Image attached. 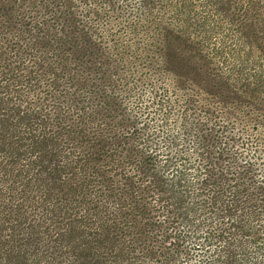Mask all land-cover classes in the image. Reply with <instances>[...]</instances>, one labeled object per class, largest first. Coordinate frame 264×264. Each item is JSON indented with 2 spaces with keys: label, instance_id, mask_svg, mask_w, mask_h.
<instances>
[{
  "label": "rangeland",
  "instance_id": "rangeland-1",
  "mask_svg": "<svg viewBox=\"0 0 264 264\" xmlns=\"http://www.w3.org/2000/svg\"><path fill=\"white\" fill-rule=\"evenodd\" d=\"M148 2L35 0L37 5L47 7H37L33 12L38 10V18L57 25L67 37L73 34L68 42L81 46L79 59L89 66V77L95 73L93 80L104 67L97 52L109 53L111 66L118 70L112 75L116 88L107 89L120 106L116 108L119 125L113 124L114 129L121 134L123 128L137 137L115 144L125 157L126 174L136 177L132 168L142 152L154 157L149 162L153 165L150 170L156 167L161 175L163 191H151L154 198L147 201L151 207L147 208L148 216L155 223L142 230L153 237L154 261L150 259L149 264H264V203L259 204L264 196V132L252 131L249 125L243 127V132L235 126L239 131L232 132L238 141L233 152L238 156L234 166H250L252 177L241 174L230 178L229 172L223 173L221 169L230 166L223 162L232 163L227 158L215 161L218 171L210 172L197 155L200 149L195 138L189 137L188 145L174 138V130L183 131V125L187 126L194 114L195 119L203 120L202 114L176 103V93L171 87L157 88L162 79L147 70L144 59L135 62L130 60L128 51L123 52L129 44L132 52L145 55L135 50H144L146 45L135 40L129 24L137 25L139 17L146 16L143 4L147 6ZM150 3L155 6L151 16L156 23L173 27L197 43L187 56L207 57L211 71L203 64L205 74L216 81L222 76L229 88L263 106L259 114L264 118V0H151ZM22 15L19 14L24 18ZM35 15L27 14L29 18ZM243 27L251 29L245 36L250 37V46L239 36L238 28ZM85 31L94 49H85ZM9 33L2 34L6 37ZM68 46L72 45L67 43L63 50ZM118 57L127 58L124 67L117 65ZM152 81L157 85L152 87ZM167 103H172V107ZM122 122L129 127H122ZM222 124L220 119L215 121L214 135L225 138ZM212 145L219 148V143ZM26 176L24 172L5 181L0 179V185L12 181L14 186L12 191L0 193V264H134L133 261L141 264L145 258L141 255L144 244L140 243L135 253H128L112 232L113 236H106L105 240L98 236L101 234L93 229L99 227L98 215L76 220L84 206L74 203L72 192L69 197L55 194L53 197L58 199L48 198L45 205L49 209L43 210L46 207L43 203H33L39 193L32 190ZM165 188V194L160 195L164 201L160 202L155 196ZM96 197L101 198L99 194ZM170 204L173 218L169 217ZM104 207L102 222L107 221L109 212H114V205ZM251 209L254 212L243 218V212Z\"/></svg>",
  "mask_w": 264,
  "mask_h": 264
},
{
  "label": "trees",
  "instance_id": "trees-1",
  "mask_svg": "<svg viewBox=\"0 0 264 264\" xmlns=\"http://www.w3.org/2000/svg\"><path fill=\"white\" fill-rule=\"evenodd\" d=\"M148 1L147 6L143 4L146 16H140L137 25H128L135 40L146 45L144 50H135L145 55L141 57L132 52L129 44L123 52L128 51L130 60L135 62L144 59L147 70L163 81L157 88L171 87L176 93V103L202 114L203 120L195 119L197 114H194L187 126L183 125V131L177 129L172 133L184 145H188L189 137L197 140L200 149L197 155L208 171L216 173L215 161L227 158L232 163L223 162L230 165L221 169L223 173L229 172L230 178L241 174L252 177L250 166H234L238 156L233 152L238 141L232 132H243L246 125L252 127V131L264 132V118L259 114L263 106L229 88L222 76L217 78L220 81L209 78L201 65L206 64L211 71L210 60L203 55L187 56L197 43L173 27L156 23L151 16L155 6ZM28 3L0 0V179L5 181L27 172L26 181L39 193L33 203H43L46 206L43 210L49 209V205H45L48 198L58 199L53 195L69 197L70 192L74 193V203L84 206L76 220L84 221L89 219L88 215L94 218L98 215L99 227L93 228L101 234L98 236L105 240L106 236L114 234L128 253H135L138 245L144 244L141 255L147 260L144 258L139 263L149 264L150 259L154 261L153 237L142 230L155 223L148 216L147 208L151 207L147 201L154 198L151 191H163L161 175L156 167L150 170L153 165L149 162L154 157L142 152L138 153L139 160L132 168L136 177L126 174L125 157L115 144L120 140L134 141L137 137L123 128L121 134L114 129L113 124L119 125L116 108L120 106L107 89L116 88L112 75L118 70L111 66L109 53L97 52L101 54L99 59L104 67L100 76L97 73L93 80L95 73L89 77V66L79 59L81 46L68 42L73 34L67 37L57 25L38 18V10L33 12V9L46 8V4L37 5L35 0ZM32 13L36 15L29 18L27 14ZM7 31L11 35L3 36ZM250 31L247 27L238 28L247 46L251 45V39L245 36ZM83 35L87 39L83 41L85 49H94L86 31ZM67 43L72 46L63 50ZM126 61L127 58L118 57L117 65L124 67ZM82 67L87 76L81 71ZM156 81L159 83L158 78ZM151 83L152 87L157 85L154 81ZM167 104L172 107V103ZM250 111L255 113L250 114ZM217 119L223 121L225 138L214 135ZM121 125L129 127L127 122ZM213 143H219V148ZM28 150L30 153L26 154ZM124 152L127 153L128 148ZM9 183L0 185V193L13 190L12 181ZM88 191H94L93 196L87 194ZM165 192L166 188L155 197L163 202L160 195ZM259 202L262 206L264 196ZM110 204L114 205V212H109L107 221L102 222V210ZM168 211L173 218L171 204ZM253 212L252 209L244 211L243 218Z\"/></svg>",
  "mask_w": 264,
  "mask_h": 264
}]
</instances>
